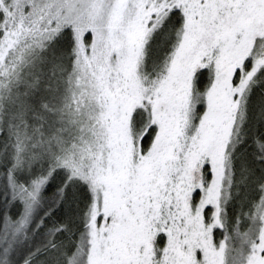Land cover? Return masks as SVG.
<instances>
[{
    "label": "snow or ice",
    "instance_id": "1",
    "mask_svg": "<svg viewBox=\"0 0 264 264\" xmlns=\"http://www.w3.org/2000/svg\"><path fill=\"white\" fill-rule=\"evenodd\" d=\"M0 264H264V0H0Z\"/></svg>",
    "mask_w": 264,
    "mask_h": 264
}]
</instances>
